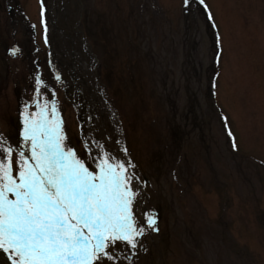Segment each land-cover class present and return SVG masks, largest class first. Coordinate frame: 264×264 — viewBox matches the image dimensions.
I'll list each match as a JSON object with an SVG mask.
<instances>
[{"label":"rangeland","instance_id":"374dc122","mask_svg":"<svg viewBox=\"0 0 264 264\" xmlns=\"http://www.w3.org/2000/svg\"><path fill=\"white\" fill-rule=\"evenodd\" d=\"M37 104L135 177L143 235L100 264H264V0H0L14 175Z\"/></svg>","mask_w":264,"mask_h":264},{"label":"snow or ice","instance_id":"6c2138e0","mask_svg":"<svg viewBox=\"0 0 264 264\" xmlns=\"http://www.w3.org/2000/svg\"><path fill=\"white\" fill-rule=\"evenodd\" d=\"M37 108L25 116L31 152L19 153L15 175L13 150L0 140V256L8 264H100L114 259L109 248L117 242L134 249L143 235L131 211L135 177L106 153L90 171L66 148L54 104L51 120L47 105Z\"/></svg>","mask_w":264,"mask_h":264},{"label":"bare ground","instance_id":"6f19581e","mask_svg":"<svg viewBox=\"0 0 264 264\" xmlns=\"http://www.w3.org/2000/svg\"><path fill=\"white\" fill-rule=\"evenodd\" d=\"M0 263L8 264V261L5 259L4 256H0Z\"/></svg>","mask_w":264,"mask_h":264}]
</instances>
